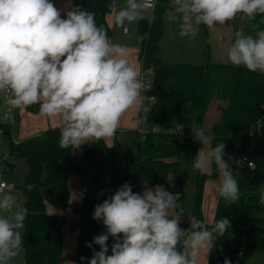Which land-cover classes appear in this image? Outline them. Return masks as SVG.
Instances as JSON below:
<instances>
[{
	"label": "clouds",
	"instance_id": "1",
	"mask_svg": "<svg viewBox=\"0 0 264 264\" xmlns=\"http://www.w3.org/2000/svg\"><path fill=\"white\" fill-rule=\"evenodd\" d=\"M108 7L125 33L145 18L144 0H125L123 5L111 0ZM170 7V19L179 21L180 37L193 39L200 25L211 29L237 16L248 20L264 16V0H170ZM261 23L264 19L255 27ZM234 35L227 62L264 74V30L255 36L241 31ZM139 75L126 58V48L110 41L94 12L74 7L62 18L51 0H0V94L15 108L39 105L42 114L58 117L61 148L110 139L126 113L141 109L147 113L142 96L146 85ZM182 128L178 125L177 132ZM191 131L201 145L193 170L215 165V193L225 204H235L241 192L229 163L233 157L224 158L226 144L213 146L216 137L204 127L193 124ZM234 162L239 166L243 161ZM27 187L31 190L34 185ZM259 197L264 206V186ZM178 207L175 194L163 185L133 192L125 182L95 206L93 219L103 222L106 233L86 244L100 248L93 249L88 264H197L201 254L207 260L215 241L230 228L229 219L209 226L187 212L190 227L185 230L180 226L185 209L173 214ZM26 217L27 209L18 207L9 193L0 192V264H11L22 253ZM109 236L115 241L110 255ZM85 259L81 257L82 262ZM224 264L231 261L225 258Z\"/></svg>",
	"mask_w": 264,
	"mask_h": 264
},
{
	"label": "trees",
	"instance_id": "2",
	"mask_svg": "<svg viewBox=\"0 0 264 264\" xmlns=\"http://www.w3.org/2000/svg\"><path fill=\"white\" fill-rule=\"evenodd\" d=\"M110 3L111 0H73L72 7L94 12L97 24L105 28L110 39L112 27L106 18L111 12L108 7ZM169 7L170 0H157L152 17L144 16V19L137 21L136 30L142 46L140 58L144 68L151 67L153 70V86L148 94L155 96V102L147 113L141 114L142 121L149 128L141 134L134 131L137 135L135 152H121L117 144L109 145L101 139L92 141L84 149L83 155L78 157L73 153V148L59 146L61 127L49 128L43 137L14 140L12 124L3 121L0 116L1 134L9 144L8 155L24 158L27 162V172L18 185L27 207L23 264H61L68 258L77 264H88L93 249L99 251L100 248L93 243L90 249L86 244L92 243L94 236L106 233L103 222L93 219L95 206L109 199L125 182L130 183L133 192H142L145 183H149L152 188L163 185L167 191L178 195L177 211L185 209L180 156L186 139L193 137L192 125L203 127L204 115L214 96L225 101V105L221 107L219 120L205 128L216 137L211 144H226V160L230 156L234 159V153L243 151L258 162L256 168H238L234 161L229 162L241 195L232 205L225 204L219 198L215 221L227 218L230 226L255 222L261 225L260 229L264 233V215H260L264 212V206L259 204V192L264 186V134L258 131L257 125L262 116L260 110L264 106V74L250 72L243 66L211 61L208 36L202 62L164 60L162 40L166 33V12ZM262 19L264 16L257 15L255 20H250L256 31L264 30V23L260 24L259 29L255 27ZM178 125L183 126L182 132H177ZM249 127L252 130L245 132ZM199 145L195 141V147ZM0 162H7L8 173L13 172L14 162L6 160L1 149ZM106 168H110L112 176L100 198H92L88 188L81 202L70 200L68 177L71 171L83 177L92 170L94 176L90 183L93 187H100ZM217 174L215 165L211 173L196 171V192L191 213L203 221L205 180ZM28 185L34 187L29 190ZM47 203L61 209L73 207L79 211V220L75 222L79 229L78 244L72 254L63 253L66 218L59 213H48ZM206 224L211 226L213 223ZM180 226L185 230L190 227L187 212ZM114 242L109 236V255ZM215 245L220 254V264H224L227 258L225 251L243 253L251 250L264 253V235L232 238L229 228L223 237L215 241ZM81 257L86 259L82 262ZM229 260L231 264H254L244 259Z\"/></svg>",
	"mask_w": 264,
	"mask_h": 264
},
{
	"label": "rangeland",
	"instance_id": "3",
	"mask_svg": "<svg viewBox=\"0 0 264 264\" xmlns=\"http://www.w3.org/2000/svg\"><path fill=\"white\" fill-rule=\"evenodd\" d=\"M51 2L61 10V15L69 10L73 4V0H51ZM120 5L125 3V0H118ZM112 14V12H111ZM109 14V16H111ZM145 14L148 18L152 17L153 9L146 8ZM145 15V16H146ZM167 23H166V33L162 40V52L163 59L169 61H192V62H202L205 52V39L206 36L209 38L210 47V59L211 61L218 63H229L227 62V49L235 40L234 33L236 31H241L245 35L255 36L256 30L252 22L248 19H241L237 16L235 20L227 22L225 25H217L211 29L207 28L205 25H200L196 37H180L179 35V21H172L171 7L168 8L167 12ZM130 32H123V29L116 25L112 27L111 37L114 39H122L130 43V45H135L138 39V34L135 31V23L131 25ZM141 74V68L139 70ZM140 76V75H139ZM2 98H4L2 96ZM225 105L224 101L219 97L214 96L208 106V109L204 115L203 127H210L215 121L219 120L221 117V107ZM38 105H32L26 109H18L7 103L4 98L0 102V116L3 119L4 113H6L8 108H11L7 119H3L5 122L12 124L13 136L22 140L29 137H43V134L49 128L62 127L61 121L58 117H50L48 115L42 114ZM141 110H138V118L141 117ZM142 129L143 131L148 129V126L142 121H128L124 125L120 122L119 127L116 130L114 137L105 140L107 144L113 145L117 144L118 148L123 152H135L136 151V140L137 137L134 130ZM258 131L264 134V125L261 122L258 124ZM135 135V136H134ZM15 140V139H14ZM92 141H86L82 143L79 147L73 148V153L80 157L83 155L84 149L89 146ZM201 145L195 147V141L192 136L188 137L185 142V148L180 156V162L182 166V179H183V190L185 192V210L186 212H191L193 208V197L196 192V171L193 170L192 161L196 156ZM0 149L6 160H12L14 162V169L12 173H8L9 167L7 162H0V181L8 180L9 174L13 176V182L15 188L12 190H5L3 192H19L18 185L22 183L25 174L27 172V162L21 157H8L9 144L6 138L0 133ZM213 171V166L207 170L201 171L204 173H211ZM94 174L91 170L85 176H80L75 171H71L68 177V185L70 190V200L72 202H81L83 198L84 191L90 189V196L94 199L100 198L104 192L107 190V184L111 180V170L106 168L104 170V176L101 181L100 187H93L90 181L92 180ZM218 179V174L215 176H209L205 180L203 198H202V211L204 221L206 223H214L215 215L217 209L218 196L214 191L213 184ZM151 187L149 183H145L142 187V192L145 188ZM175 197L177 199V194ZM16 201L18 207H23L27 209L25 200L19 198H13ZM47 212L51 214H62L66 218L65 225L63 227L64 233V244L63 253L66 255L72 254L78 244V233L79 229L75 226V222L79 220V211L76 208L68 207L67 209H61L54 206L52 203H47ZM179 213L177 209L174 210L173 214ZM264 215V212L260 214ZM188 216V213H187ZM182 220V219H181ZM261 225L259 223H239L230 226V232L232 238L245 237L250 234H255L257 236L264 235L260 229ZM25 231V228L22 230ZM25 233L23 232V240ZM25 249L23 247L22 253L16 257L11 264H23L25 260ZM225 256L229 259H244L248 263L254 264H264V253L261 251H244L243 254L225 251ZM75 262L72 258H68L61 262V264H71ZM220 264L218 253L216 250V245L214 246L211 253L207 256V260L203 254L198 257L197 264ZM75 264H77L75 262Z\"/></svg>",
	"mask_w": 264,
	"mask_h": 264
},
{
	"label": "built area",
	"instance_id": "4",
	"mask_svg": "<svg viewBox=\"0 0 264 264\" xmlns=\"http://www.w3.org/2000/svg\"><path fill=\"white\" fill-rule=\"evenodd\" d=\"M157 0H144V3L146 5V8L153 9L156 5ZM139 79L146 85V88L142 91V96L145 98L144 99V106L147 107L148 109L151 107L153 102H155V96L148 94V92L151 90L153 86V70L152 68H141V74L139 76ZM4 97V96H3ZM264 109V106H263ZM11 111V108H8L6 113L3 115V119H7L9 112ZM141 111L144 113V111L141 109ZM141 112V114H142ZM2 119V120H3ZM143 119V116H142ZM261 122V124L264 125V113L262 114L261 118L258 119L257 125ZM252 128L249 127L246 131H251ZM2 131V128L0 127V133ZM241 144H238V147H240ZM244 158H247L246 160ZM234 160H241L243 161L242 164L237 166L238 168H245V167H250V168H256L258 165V162L256 159L250 157L247 153L243 151H237L234 153ZM249 162H251V165L249 166ZM236 164V163H235ZM237 165V164H236ZM15 188L14 182H9L8 180H2L0 181V192H3L5 190H12Z\"/></svg>",
	"mask_w": 264,
	"mask_h": 264
},
{
	"label": "crops",
	"instance_id": "5",
	"mask_svg": "<svg viewBox=\"0 0 264 264\" xmlns=\"http://www.w3.org/2000/svg\"><path fill=\"white\" fill-rule=\"evenodd\" d=\"M72 8V6H71ZM109 14H111V12H109L106 16L107 18V21L108 23L110 24L111 27H115V20H114V14L112 13L111 16H109ZM145 12H144V16H145ZM64 16V15H63ZM62 16V18H63ZM147 16V15H146ZM136 26H137V22L135 23V31L137 32L136 30ZM124 32V30H123ZM130 32V28H129V31ZM110 41L113 43V44H119L123 47L126 48V58L128 59L129 63L133 64L136 66L138 72L140 70V68L143 67V63H142V59L140 58V53L142 52V46H141V38L140 36L138 35V39H137V42L135 43V45H130V43L126 42L125 40H122V39H114L113 37H110ZM140 74V72H139ZM2 94H0V102L4 100V98H2ZM225 103V101H224ZM39 106V105H38ZM142 119V116L140 118H138V110H132L128 113H126L122 118H121V123L122 125H124L125 123H127L128 121L132 120L133 122L134 121H138ZM148 126V125H147ZM149 128V126H148ZM134 131H139L138 133L141 134V133H145V131H143L142 129H136ZM135 136V135H134ZM13 138L15 140H18L16 139L14 136ZM135 140H136V136H135ZM121 152H123L121 149H119ZM8 157H11L9 155H7ZM12 161V160H11ZM143 187V186H142ZM11 192V191H10ZM9 192V193H10ZM219 200V198H217ZM217 204H218V201H217ZM217 250V249H216ZM218 253V251H217ZM239 254H243V253H239ZM219 257V256H218ZM220 258V257H219Z\"/></svg>",
	"mask_w": 264,
	"mask_h": 264
},
{
	"label": "water",
	"instance_id": "6",
	"mask_svg": "<svg viewBox=\"0 0 264 264\" xmlns=\"http://www.w3.org/2000/svg\"><path fill=\"white\" fill-rule=\"evenodd\" d=\"M260 112L263 114L264 113V109H261ZM8 181L9 182H13L12 174H9ZM9 194L12 196V198H19L21 200H24V198H25V196H24V194L22 192H10ZM218 256L220 257V254H218Z\"/></svg>",
	"mask_w": 264,
	"mask_h": 264
}]
</instances>
